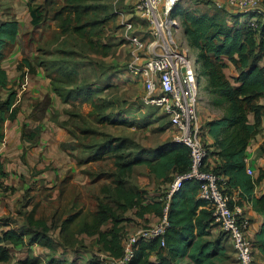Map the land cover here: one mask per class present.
<instances>
[{
    "label": "trees",
    "instance_id": "obj_1",
    "mask_svg": "<svg viewBox=\"0 0 264 264\" xmlns=\"http://www.w3.org/2000/svg\"><path fill=\"white\" fill-rule=\"evenodd\" d=\"M59 1L44 0L42 4L36 5V0H29L33 27H40L51 19L59 23L58 29L62 33L76 32L85 37L90 45L94 44L90 35H94L93 29L99 21L84 23L82 19L101 6L88 4L92 0H63L61 6ZM98 2L102 3L104 10L107 5H112L111 0ZM120 3L121 8L126 5L125 0ZM183 5L184 1L177 3L172 16H179L182 20L185 42L198 66L199 88L204 83L205 90L214 98L215 104L227 107L226 116L209 121L205 128L202 127L205 129L202 135L210 159L207 169H212L225 179L224 193L229 195L231 189L240 190L242 197L250 200L255 210L264 215V194L259 198L253 195L255 185L264 181V169H260L258 175L253 178L247 172L245 161L249 142L258 136L263 127L264 103H260V100L264 99L263 19L255 14L231 15L219 10L187 9ZM128 7V14L135 17L134 5ZM114 16L115 14L106 16L103 22L112 20ZM243 16L249 19H242ZM130 20L134 22L133 18ZM253 22L257 27L253 26ZM19 30L20 24L16 19L0 23V87L8 90L5 100L0 101V139L3 138L2 130L6 121L16 120L20 112L17 90L8 88V75L2 66L3 59L17 44ZM136 34L143 35L139 29ZM50 62L56 67L54 73L50 70ZM227 62L236 68V77H227ZM37 67L46 70L55 92L71 107H75L77 103L93 105L94 96L102 94V90L93 84L81 86L78 72H66L64 66L55 61L46 62L39 55L34 59L25 56L18 64V71L23 77L26 74H35ZM94 106L101 107L95 104ZM69 114L70 120L65 123L68 127L71 121L78 117L71 111ZM250 115H253L254 122H250ZM100 120L108 119L103 117ZM109 122L115 125L131 124L121 118L111 119ZM37 133L38 130L30 134L24 133V138L32 140ZM70 134L72 137L76 136L73 131H70ZM207 135L213 139V144H207ZM134 148V144L126 139H118L115 143L109 140L100 144L98 150L87 160L95 162L108 156L114 157L115 172L111 176L113 180L110 185L102 188L104 196L98 198L92 221L84 224L81 232L96 238L100 251L116 258L123 255L124 244L130 236L126 234L124 223L132 222L135 218L146 221L145 217L150 213L162 218L167 205V192L152 197L145 190L129 186L127 178L133 174L135 168L145 166L157 181L168 187L176 176L186 174L192 164L190 149L172 140L155 150L152 157L145 156L148 155L147 152L141 150L135 154L128 152L134 151ZM0 174L6 175L1 167ZM198 191V181L188 180L183 183L169 202V225L164 235L165 245L162 246L160 238L140 240L135 248V258L130 264H182L181 261L185 257L193 264H220V256L225 254L224 249L219 244L205 239L210 235L211 229L219 224L209 203L198 198ZM239 205L243 203L239 202ZM130 212L133 215H128ZM34 215L32 212L28 216V224L24 226V230L10 229L0 234V264H41L36 257L19 259L17 263H12L13 251L22 246L37 244L48 248L52 253L57 251L58 246L50 236L51 227L41 220H36ZM72 219L71 216L66 220L62 229L66 228ZM251 244L253 255L256 247L264 258V220L261 230L255 234ZM151 256H156L157 259L151 261ZM63 261L65 260L57 261L51 257L49 264H65ZM68 262L79 264V258ZM87 264H100V261L92 254Z\"/></svg>",
    "mask_w": 264,
    "mask_h": 264
},
{
    "label": "rangeland",
    "instance_id": "obj_2",
    "mask_svg": "<svg viewBox=\"0 0 264 264\" xmlns=\"http://www.w3.org/2000/svg\"><path fill=\"white\" fill-rule=\"evenodd\" d=\"M62 1H59L60 6L63 5ZM206 1L186 0L183 6L192 9L196 3L201 5ZM43 2L44 0H36L35 4L40 5ZM119 3L114 6L113 0H111L112 5H107L104 10L102 3H99L98 0L88 2L93 6H101L82 19L84 23L93 20L99 21V24L93 29L94 35H90V39L94 42L92 45L88 43V40H85V37L76 32L62 33L58 29L59 23L51 19L40 27L34 29L32 27L33 30L28 33V40L32 38L37 41L33 49L36 56H42L46 62H57L65 67L66 72H78L79 79L82 81L81 86L93 84L102 90V94L94 96L93 99V103L96 106H101L100 108H95L94 104L80 105L78 103L70 109L78 117L73 119L69 125V130L75 132L76 136L73 137L74 141L68 145V148L80 150L77 157L79 171L69 174L70 179L64 185L57 183L55 187L43 188L41 183L33 186L32 191L26 192L22 200L17 201L15 205L4 203L7 209L3 216L16 222L19 226L27 224V216L32 212H34L36 220L51 225L53 240H56L58 247L61 243L70 246L65 252H69L72 258L75 253L80 255L88 251L92 252L95 258H100L102 252L96 244V238L82 234L81 229L85 222L92 221L94 212L97 210L98 198L104 196L102 188L111 184L113 180L111 176L115 172L114 157L108 156L102 161L95 162H88V158L98 150L100 144H105L109 140L112 143L117 142L118 139L128 140L135 146L134 151L128 152L135 154L139 150H152L163 144L165 140H172L173 136V130L167 117L158 109L148 108L142 104V85L139 84L138 79L133 78L127 72V65L131 58L130 47L125 38L123 19L119 12H125V18H133L136 28L142 30L144 34L149 30L148 24L138 18L136 14L133 13L135 17L128 14L130 9L128 5H122L121 8L122 3L120 5ZM201 8L204 10L205 7L201 6ZM110 14H115L114 18L103 22L104 18ZM179 22L182 24L181 18ZM262 22L264 23V21ZM173 35L184 47L182 28L179 31L174 30ZM49 65L51 72L54 73L56 67L52 62ZM107 77L110 78L106 80ZM211 102L213 104L214 98L207 93L205 84L202 83L199 88L198 115L203 128H205L206 119L211 118L206 116L204 121L205 114L214 110V113L218 114L217 109L210 106ZM103 117L108 120L101 121L100 119ZM119 118L131 124L115 125L109 122L111 119L119 120ZM127 180L129 186L154 193V196L167 192V188L170 186H162L145 166L136 167ZM5 202L8 201L5 200ZM128 215L133 214L130 212ZM71 216L73 219L66 227L65 232L67 233L60 234L62 230L59 231L58 227ZM135 220L124 223L126 234L132 235L141 227L157 224L160 218L150 219L146 223ZM222 232L218 230L214 235L218 237ZM58 235L60 239L57 237ZM20 248L22 249L13 251L12 263H17L21 258L36 257L41 264H48L49 259L54 256L48 248L42 246L33 247L34 250L29 245ZM31 251L33 252L31 253ZM81 264H85V262Z\"/></svg>",
    "mask_w": 264,
    "mask_h": 264
},
{
    "label": "crops",
    "instance_id": "obj_3",
    "mask_svg": "<svg viewBox=\"0 0 264 264\" xmlns=\"http://www.w3.org/2000/svg\"><path fill=\"white\" fill-rule=\"evenodd\" d=\"M136 1L125 0V4L134 5ZM28 4L29 0H0V23L16 19L20 24L17 44L2 61V66L8 75V88L17 90L20 112L16 120L6 121L2 130L3 138L0 139V167L2 171L6 173L5 176L0 174V218H3L0 219V234L10 229L22 231L25 228L24 226L28 224L27 222L26 225L19 226L16 222L6 219L3 216L4 213L6 214L7 209L4 203H13L11 205H15L17 201L22 200L26 192L32 191L33 186L40 185L41 183L43 188L55 187L57 183H59V185H64V183L70 179L69 174L77 173L80 169L77 160L80 150L68 148V145L72 144L74 141L70 134L69 127L65 126V123L70 120L69 112L71 105L64 103L61 97L55 92L52 81L44 68L37 67L35 74H26L23 77L21 76L22 73L18 71V64L25 56H29L32 59L36 57V53H34L33 49L37 41L32 38L28 40V33L34 29L31 23L32 18ZM117 4H115L114 0L113 5L116 6ZM201 6L206 8H203L204 10H218L215 7V0H207L206 3H202L201 5L200 3H196L193 9L202 10ZM219 11H226L231 15L238 14V12L228 9ZM120 12L125 14L123 11ZM242 19L249 18L243 16ZM227 65L228 67L225 69L227 77H236L238 75L236 68L229 63ZM139 84L142 85L141 82H139ZM141 89L143 90V85ZM7 93V89L0 87V101L5 100ZM260 103H264V99L260 100ZM210 106L215 107L218 114L214 113L215 110L208 112L204 115V121L206 116L211 117L206 119V121L209 122L227 115V107L216 105L214 102L213 104L211 102ZM249 119L250 122H254L253 115H250ZM261 129L262 131L259 132L258 136L249 142L246 152L247 157L250 159L249 166L253 169V178L258 175L260 169H264V119ZM35 130H38L39 133H37L34 139L29 140L24 138V133L30 134ZM169 141L171 140H165L163 144ZM213 143V139L207 135V144L210 145ZM163 144H160L152 150L147 149L145 152L149 155L148 157H152L155 150ZM66 146L67 148H65ZM34 172L35 174H33ZM152 176L154 177V175ZM154 179L156 180L155 177ZM161 185L165 186L163 184ZM263 194L264 181L255 185L253 195L259 198ZM149 195L154 197V193L149 192ZM229 196L232 205L242 207L246 217L249 218L251 222L249 236L254 242L255 234L261 230L264 215L255 210L250 200L242 197V192L240 190L231 189ZM5 200L8 202H5ZM239 202H242L243 205H239ZM145 218L146 221L140 220L139 218L137 221L146 223L153 218L159 219L154 213L147 214ZM65 222L66 221L58 227L59 231L62 230L60 234L67 233L65 232L66 228L62 229ZM69 223L70 222H68L67 226ZM86 223L88 222L84 224ZM46 224L48 227H51L50 236L52 237L51 233L53 227L47 222ZM218 230L222 232L219 225L214 226L210 231V235L205 239L219 244V246L224 249L223 251L225 254L220 256V264H239L232 239L224 232L216 237L214 233L218 232ZM57 237L60 239L59 235ZM36 246L38 245L34 244L30 247L34 250ZM69 248L70 246H65L62 243L59 244L57 251L53 253L54 256L52 257L57 261L64 259L65 261L63 262L65 264H69L68 261L74 260L75 258H79V264L82 262L87 264L88 260L92 258V252L89 251L80 255L75 253L72 258L69 252H65V250ZM32 252L33 251H31V253ZM254 254L256 263L264 264L263 255L256 247L254 249ZM104 255H107V253L102 252L100 258H98L100 264H104L102 260ZM69 257H71V260H69ZM25 258H21V260ZM156 259V256H151L150 258L151 261H155ZM183 259L184 260L181 261L182 264H193L188 257Z\"/></svg>",
    "mask_w": 264,
    "mask_h": 264
},
{
    "label": "built area",
    "instance_id": "obj_4",
    "mask_svg": "<svg viewBox=\"0 0 264 264\" xmlns=\"http://www.w3.org/2000/svg\"><path fill=\"white\" fill-rule=\"evenodd\" d=\"M119 1L115 0V4ZM182 1L137 0L134 4L135 14L149 27L146 34L140 30L142 36L136 34V24L119 12L131 49L127 72L143 85L141 102L146 107L158 109L167 117L173 130L172 141L190 149L192 164L186 174L176 176L170 184L165 197L167 205L159 223L137 229L125 242L123 255L119 258L104 255V264H130L140 240L160 238L164 246V235L169 225V202L188 180L199 182L198 198L209 203L221 230L232 239L239 264H257L249 236V218L243 208L232 205L230 196L223 192L225 179L212 169H207L210 165L209 152L202 139L203 125L198 115V66L185 40L183 47L173 35L174 30H183L180 17L172 16L173 8ZM215 7L218 10L255 14L264 21V0H215ZM253 26L257 27L256 23L253 22ZM249 160L248 157L245 159L247 172L252 176Z\"/></svg>",
    "mask_w": 264,
    "mask_h": 264
}]
</instances>
